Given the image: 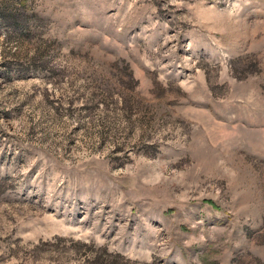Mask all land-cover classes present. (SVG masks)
<instances>
[{
  "label": "rangeland",
  "instance_id": "rangeland-1",
  "mask_svg": "<svg viewBox=\"0 0 264 264\" xmlns=\"http://www.w3.org/2000/svg\"><path fill=\"white\" fill-rule=\"evenodd\" d=\"M0 264H264V0H0Z\"/></svg>",
  "mask_w": 264,
  "mask_h": 264
}]
</instances>
